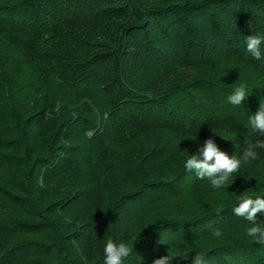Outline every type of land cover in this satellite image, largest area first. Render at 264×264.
I'll list each match as a JSON object with an SVG mask.
<instances>
[{"label":"trees","instance_id":"trees-1","mask_svg":"<svg viewBox=\"0 0 264 264\" xmlns=\"http://www.w3.org/2000/svg\"><path fill=\"white\" fill-rule=\"evenodd\" d=\"M250 35L264 37V0H0V264H103L108 239L144 261L179 251L173 264H192L203 251L206 264H264L233 211L243 193L264 198V148L221 189L183 167L197 127L228 155L264 143L249 124L264 102V43L254 58ZM6 39L30 84L61 94L27 118L3 76ZM236 60L261 85L239 106L222 79ZM34 115L57 124L40 149Z\"/></svg>","mask_w":264,"mask_h":264},{"label":"clouds","instance_id":"clouds-1","mask_svg":"<svg viewBox=\"0 0 264 264\" xmlns=\"http://www.w3.org/2000/svg\"><path fill=\"white\" fill-rule=\"evenodd\" d=\"M261 43H264V37L260 35H250L246 39V50L256 59L261 58ZM247 95V84L242 82L232 89L227 99L229 103L239 106ZM249 124L253 131L264 134V102H260L257 111L249 116ZM257 147L264 148V143H248L241 155H228L209 137L195 153L186 155L183 167L187 171H194L200 179L206 178L212 188L221 189L240 171L242 165L257 159ZM237 201L238 206L234 207V213L249 222L245 235L255 243L264 244V224L257 222V213L264 215V198H253L252 194L243 193L237 197ZM213 235L219 237L221 233L216 230ZM130 251V247L124 242L117 243L108 239L103 248V264H122ZM180 255L179 251H172L153 259L151 264H173V260ZM205 255L203 251L197 252L192 257V264H206Z\"/></svg>","mask_w":264,"mask_h":264},{"label":"rangeland","instance_id":"rangeland-1","mask_svg":"<svg viewBox=\"0 0 264 264\" xmlns=\"http://www.w3.org/2000/svg\"><path fill=\"white\" fill-rule=\"evenodd\" d=\"M221 11H214L215 19L218 20L219 25L220 26L231 25L227 22L226 18L225 19L223 18ZM229 32H231V31H229ZM9 42L10 41L8 39L2 40L3 50H2L1 56L6 61V64H5L4 69H3V73H4L3 76H5V78L12 84V85L10 84L11 86H9L8 84L7 85L14 91V93H17V95L13 98H16L15 103L18 107L21 108L20 111H22L21 114H23V117L27 118V117H29L30 114L36 112V110H39L41 108V106L43 105V102H46L47 100L49 102L56 101L58 99L59 95H61V94L56 95L57 90H54V91H48L45 95H43L42 93H43L44 89H43V86L41 85V82L40 83L36 82V83L30 84V82L26 79L27 74H28V78L31 79V77H29L30 73L28 72V70L26 68L21 67V64H20L21 60L18 57L19 49L17 47V44L15 46H12V43L9 44ZM190 70H192V69L189 68V70H186V72H188ZM255 78H256V76L254 74V70L252 71L251 67L240 63V61H238V60H236V62L232 65L230 73H227L226 76L222 77V79L225 82H227L229 85L232 84L233 86H237L238 84H240L242 82L246 83V84L248 82H250L249 83L250 85H253V86L255 85V87H253L254 90L251 89V92L250 93L248 92L249 94L246 96V98L250 99V100L252 98L257 99L258 94L256 92H258V91H256L255 88H257V87L260 88V86H261V85H256L257 79H255ZM30 81H32V79ZM200 90H197V89L190 90L191 91L190 94L197 96L199 94L198 92H205V90H201V91ZM2 92H3L2 91V85L0 82V94ZM72 93L73 92L65 93V94L67 96L71 97ZM185 94L188 95L189 91ZM98 95H99V99H103L102 98L103 96L101 93H98ZM261 95H262V93H260V96ZM44 99H45V101H44ZM68 99H70V98H68ZM189 101H191V100H189ZM30 104H31V106L26 108ZM176 107H180V101L175 100L174 108H176ZM17 110H19V109H17ZM37 117H38L37 115L36 116L34 115V117L31 118L33 120L28 123L27 132L29 135H31L33 137V144L36 145L40 149L43 147L42 145H44L46 142H50V141L52 142V139H51V137H53L52 125H54V124H51L50 128H46V127L42 128ZM56 121H58V120H56ZM130 122L132 124L136 125V127H137V125H143V123H140L138 120H131ZM56 125L57 124L55 123L54 126H56ZM145 128H147V127H145ZM110 130H113V129L110 128L109 131ZM197 130H198L197 133H195L194 135H191V137L188 140V143L184 144V145H186V147L184 148L185 151L188 150V151H192L193 153H195L197 151V149L203 144V141L206 138L210 137V138L214 139V137L210 133L208 134L206 131L200 130L199 127H197V129H195V131H197ZM88 134H91V132H89ZM154 135L158 137L161 135V133H155ZM219 137L220 136H218V138ZM58 142H60V140H58ZM58 142H56V144ZM138 142H141V140H139ZM69 144H72V148L70 149L69 153L71 155H73L74 158L81 160V161H84V159L86 158L84 156V155H86V154H84L85 152L78 151L79 150L78 145H81V144L77 140L75 141L73 138H72V140L70 138ZM117 146L120 147L121 145H119L117 143ZM109 147H112L115 149L117 148V147H113V146H109ZM82 153H83V155H82ZM2 163L3 162L0 161V169H2L1 168V165L3 166ZM84 169H85V171L90 173L89 169H86V168H84ZM3 170L5 171V169H3ZM4 171H2V172H4ZM257 216H259V218H257V222L264 224V218H262L264 216L260 213H257ZM240 218H242L244 221H246L248 223V226H249V222L244 217H240ZM263 246H264V244H261L260 250L262 251V253L264 255V247ZM155 258H158V257H151L148 260L144 261L143 257H126L124 260H122V264H130V262H133L134 264H136V263L151 264V261ZM181 258L182 257H176L175 258L176 260L174 259L173 262L176 263ZM227 258L228 257H223V261L226 260ZM263 259H264V257H263ZM231 261L233 264H240L241 263V262H239L238 259H232ZM227 263H228V261L226 260L222 264H227Z\"/></svg>","mask_w":264,"mask_h":264}]
</instances>
